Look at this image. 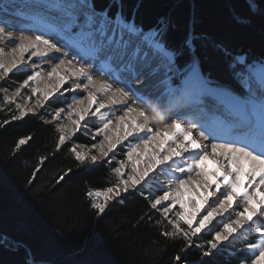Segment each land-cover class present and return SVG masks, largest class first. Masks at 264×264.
I'll return each instance as SVG.
<instances>
[{
	"label": "trees",
	"instance_id": "trees-1",
	"mask_svg": "<svg viewBox=\"0 0 264 264\" xmlns=\"http://www.w3.org/2000/svg\"><path fill=\"white\" fill-rule=\"evenodd\" d=\"M94 4L110 15L122 5L124 15L146 30L163 26L170 50H182L177 68L190 70L191 58L210 84L237 94H247L242 85L247 69L264 62V0ZM13 115H19L16 103L0 96V264H239L247 257L244 247L203 255L210 234L191 247L181 237H165L171 226L144 191L123 193L103 213L94 209L88 191L112 187L114 170L77 161L69 141L57 148L56 123L30 114L13 120ZM25 137L31 139L16 148Z\"/></svg>",
	"mask_w": 264,
	"mask_h": 264
},
{
	"label": "snow or ice",
	"instance_id": "snow-or-ice-1",
	"mask_svg": "<svg viewBox=\"0 0 264 264\" xmlns=\"http://www.w3.org/2000/svg\"><path fill=\"white\" fill-rule=\"evenodd\" d=\"M0 11H4L0 8ZM65 16L67 19L62 24V32L64 39L69 41L79 51L81 59L94 64L96 61L112 68L107 74L112 79L97 81L90 74L89 69L81 64L78 68L73 65L76 59H60L58 64L51 67L47 74V79L52 80L54 76L58 77V84L55 85L54 91H59L60 87L65 84V77L58 75V69L65 68L71 72V75L76 79L74 88H80L82 85L79 82L82 78L86 80L83 84V89L87 96L81 100H75L74 107L69 105L67 109V122L60 123L61 114L65 109H59L55 112L53 120L57 121V132L59 138L57 148L70 139V135L75 134L79 130L81 121H85L86 116L91 113L92 116L104 122L103 127L97 131V135L105 134L110 130L112 121L105 122L106 112L102 109H108L112 106H121L122 115L117 117L118 125L115 139L108 135H104V140L98 147L100 157H107L113 149L116 148L123 140L133 136L134 133H144V138L140 139V143L148 145L161 137L159 141V152L163 153L161 158H155L147 151L144 155L152 161L151 164L145 166L141 172H136V166L133 165V172L127 174V179L124 178L125 161H121L120 165L114 168L116 174V183L112 187H106L103 190H90L87 195L94 199L92 207L103 213L108 202L116 197H120L122 193L128 192L129 189L136 188L137 185L146 182L150 172L165 164L176 163L177 160L183 159L185 154H188L191 163H186L183 166L177 164V171L181 174H186L187 179L175 177L168 181V188L163 191L162 195H158L152 199L151 207L158 209L162 206V215L167 220V224L171 226V230H165L162 234L165 237H181L185 242V247H191L194 243L193 238L199 237V234L208 229L217 216H223L228 212L234 204L238 205L240 200L243 201V209L235 212V218H229L212 234L211 239L207 240V249L203 255L210 256L224 242H228L230 238H235L239 233L254 232L258 234L259 239L256 242L247 244V249L253 253L251 257H243L239 264H264V221L260 218L264 217V62L261 64L260 70V107H261V126L258 135H250L241 146H237L234 142L223 144L212 143L211 153L213 156H223L227 161L222 167L225 169L222 174V180L226 185L225 191H221L219 181L208 182V174L202 169L201 165L208 159V145L203 144L200 140H207L209 136L205 135L204 131L199 132L200 140L193 136L191 128L182 127L181 123L173 121L166 123L163 128L154 129L152 124L156 121L155 114L149 115L143 108L135 107V100L132 97L136 96V91L133 90L131 83H125L119 76H113L114 71L120 72H135L136 79L145 67H166L169 71L172 70L176 59L182 55V50L176 48L170 50L167 43V31L163 26H157L145 29L138 24L134 17H127L122 11V5L114 14H109L107 10L98 11L95 7L94 0H74L66 5ZM0 24L9 26L7 21L0 20ZM5 36L12 40V33H5V27H0V39ZM15 43V41H13ZM61 52V48L51 39H46L43 33L33 36L19 37V43H15V47L10 52H5L4 48H0V79L7 76L13 69H21L25 63V53H28V60L32 57H48L49 52ZM186 51V49L184 50ZM17 54L19 56L17 57ZM66 55V54H65ZM238 62L244 63L243 58L238 57ZM190 64V72L188 74L187 83L199 85L201 90L207 89L209 82L205 80L198 71L197 62L191 58L187 61ZM114 66V67H112ZM252 67H255L253 65ZM44 80L40 72H33L27 76L20 88H16L12 96L5 95L4 100L12 104L14 97L21 95V88L29 86L30 82L38 84ZM121 84L123 86H116ZM7 92V89H4ZM252 93V89H249ZM32 95L43 96L47 100L53 91H46L38 86L31 87ZM253 96L255 93H252ZM103 97V99H98ZM32 96L24 97L26 100H31ZM139 100L141 97L136 96ZM132 101L129 103V101ZM42 106V105H41ZM19 115H13V120L21 119L32 112L33 108H25L21 104H16ZM128 120V124L125 121ZM7 123V121H5ZM124 130L121 134L120 127ZM71 127V131H67ZM194 127V126H193ZM211 135V133H209ZM31 137H25L18 140L16 148L24 145ZM167 145V146H165ZM138 145H132L127 153L128 160L132 158L133 151ZM76 157V160L85 163L91 161L96 163L99 157L89 155L86 152L79 151L76 147L70 149ZM43 162V158L41 163ZM218 172V170H217ZM195 173L199 177L204 178L207 187H211L215 183V191L210 195H215V192H220V196L216 197L205 214L197 219L201 208L194 201H190L194 211L187 213L183 211L184 203L180 196V189L186 184L195 183L192 179V174ZM230 177H232L230 179ZM242 177L244 179H242ZM61 180L64 176L60 177ZM242 185H246L243 191H239ZM251 188L250 192L248 189ZM103 198L102 202L99 198ZM205 197V203H207ZM165 202H170L165 204ZM174 205H180L181 210L175 212L174 218L168 219V213L173 210ZM195 225V226H194ZM186 226V227H185ZM174 259L179 262L180 255H176Z\"/></svg>",
	"mask_w": 264,
	"mask_h": 264
},
{
	"label": "bare ground",
	"instance_id": "bare-ground-1",
	"mask_svg": "<svg viewBox=\"0 0 264 264\" xmlns=\"http://www.w3.org/2000/svg\"><path fill=\"white\" fill-rule=\"evenodd\" d=\"M22 1V0H21ZM27 1V0H26ZM41 0L38 5H48L52 6V3L57 4L59 3L58 0ZM71 2V0H68V3ZM15 3V2H14ZM17 3V2H16ZM15 3V4H16ZM67 3V4H68ZM65 4V5H67ZM64 5V3L62 4ZM4 6L8 9V6L6 2H4ZM15 10V9H14ZM11 10V13L0 11V20L7 21L9 26H5L4 24H0V27H5V33L11 32L12 33V40H9L7 36H5L3 39H0V48H4L5 52H10L11 49L9 47H15V43H19V37L21 34L25 36H33L43 33L45 35L46 39L53 40L54 43L57 44V47L61 48V52H49L48 57L40 58V57H32L30 60V63L37 64V66L33 69L35 72H40L41 75L44 77V81L50 82L52 84V87L55 88V85L58 84V77L54 76L51 81L47 79V74L51 70V67L53 66L51 61L55 62L56 64L59 63L60 59H72L73 56L76 57V59L73 61V65L75 67H79L81 64H84L85 67L89 69L90 74L93 76V78L97 81L101 80H108L109 82H112V79L107 74L109 71L112 70L107 65L102 64L99 61H96L94 64L87 62L85 59H81L80 55H77L78 49L74 47L69 41L65 40L64 33L60 30L58 31L56 28H54V31H49L45 29L44 27L25 23V19L20 15H17V11ZM33 10V9H32ZM27 11V10H26ZM1 14H5L2 15ZM36 18H39V16H36ZM15 21V22H14ZM23 23V24H22ZM15 41V43H13ZM66 54V55H65ZM19 54H17V57ZM28 53H25V59H27ZM175 66V64H174ZM114 67V66H112ZM173 69L171 71L168 70L166 67H145L142 72L139 75V79H136V73L135 72H120V71H114L113 76H119L121 80H124L125 83H131L133 86V90L136 91V96L141 97V99L137 100L136 96L132 97V100H135V107L137 108H143L145 109L149 115L155 114L157 116L156 121L153 122L152 127L154 129L157 128H163V125L166 123H172L173 120L168 118V112L174 111L180 107V103L175 99L172 98L173 95L178 94L180 90L186 89L190 87L191 89L193 87H199L197 84H185L184 86H173L172 81L174 79ZM58 75L65 77V84L63 86H70L72 82H77L76 79L71 75V72L69 70H66L65 68L58 69ZM83 84L86 83V80L83 78L79 81ZM254 82V89L259 92V89L261 87L260 85V79L253 78ZM47 83V84H48ZM46 86V85H45ZM116 86H123L121 84H114V87ZM62 87V86H61ZM79 91L75 93L78 95L80 94L83 96L81 99H84L87 96V93L84 91L83 86L82 89H77ZM217 92L215 96H211L208 98L207 102L196 104V114H193L194 116L192 118H189L184 124H181L182 127L185 128H191L193 136L200 140L199 132L204 131L206 136H209L207 140H200L203 144L208 145V159L204 161V163L201 165L202 169L208 174V182L213 181H219L221 186V191H225L226 185L222 180V174L224 172V168L222 167L223 164H226L227 161L224 159L223 156L219 155L220 150H217V155L213 156L211 153V144L212 143H218L223 144L227 142H234L237 146H241L243 143H240L236 141L232 134L236 132L235 129L242 126V131H247V125L249 122L255 123V125L261 124V120L255 116H252V118L249 120L246 115V111H249V108H241L236 105L235 98L233 97V94L229 93L228 91H222ZM231 96V97H229ZM220 97H223V99H220ZM227 97V98H226ZM98 99H103V97H98ZM132 101L130 100L129 103ZM214 104L217 107L218 114H222L221 116H225L224 121H219L216 118L213 119L214 122L218 125V130L216 134L225 133L227 134L222 140L217 141L214 137L213 133H211V130L205 129L202 127V124L199 123L198 115L204 116L208 119H211L213 116L211 114L210 105ZM210 106V107H209ZM80 107V106H79ZM215 111L216 108L214 107ZM246 109V111H245ZM107 110L110 111V113L107 112ZM101 111L106 112V118L105 122L112 121V130L110 129V134L108 136L115 139L116 131H117V114L122 113V107L121 106H112L108 109H102ZM198 111H200L199 114ZM216 112V113H217ZM254 115V114H252ZM89 117V116H86ZM220 118V117H219ZM98 120L102 122L98 116H91L85 119L83 122L84 124L90 125V120ZM247 124H246V123ZM104 123V122H103ZM125 124H128V120L125 121ZM92 125V124H91ZM194 126V127H193ZM254 124L252 125V127ZM232 129L234 131L232 132ZM123 126L120 127L121 134L123 133ZM232 132V133H231ZM260 132V129L255 133V135H258ZM211 133V135H209ZM100 138H104V135H99ZM141 138H144V133H134L133 136L128 137L127 141L130 140H137L138 145L135 148L134 151V163L136 165V169L138 172H141L144 170L145 166L148 164H151L152 161L148 158V156H145L144 153L147 151L149 155L155 157V158H161L163 153H160L159 156L157 153L159 152V141L161 137H157L155 141L152 143H149L148 145L141 144L139 141ZM167 146V145H165ZM186 159V160H185ZM149 160V161H148ZM186 163H191V160L188 156V154H185V157L183 159L177 160L176 163L165 164L159 168H156L153 172H150V179L151 178H157V176L160 174L161 171H164L163 173L166 174V179L164 180V183L167 184V187L160 192H163L168 188V181L174 179L175 177H179L181 179H187L186 174H181L176 169L173 171H166V168L168 166H177L179 164L180 166L185 165ZM176 168V167H175ZM218 170V172H217ZM232 177H230L231 179ZM192 179L195 181V183H191V185L194 187L195 192H193L188 184L184 186V188L180 189V195L182 196H188V195H195L197 203L201 207L203 213H205V210L209 208V206L216 201V197L220 196V192H215V195H210L215 191V183H212L211 187H207L204 178L197 176L195 173L192 174ZM242 179H244L242 177ZM246 185H242L239 191H243V188ZM250 192L252 191L251 188L248 189ZM261 191H264V187L261 188ZM195 193V194H194ZM205 197H207V203H205ZM243 209V201L240 200L237 204H234L232 208L228 210V212L224 213L223 216H217L216 218H219L222 220V223L226 222L230 217L235 218V212L241 211ZM259 239V236H250V241Z\"/></svg>",
	"mask_w": 264,
	"mask_h": 264
},
{
	"label": "rangeland",
	"instance_id": "rangeland-1",
	"mask_svg": "<svg viewBox=\"0 0 264 264\" xmlns=\"http://www.w3.org/2000/svg\"><path fill=\"white\" fill-rule=\"evenodd\" d=\"M64 2L68 3V0H63ZM4 2H6L8 6V10L11 12V9H19L21 8L22 10L28 12V13H35L37 11H42L46 12L51 15L52 13L50 9L43 8L41 5H38L40 2H37L36 0H0V8L4 9V12H8L6 7L4 6ZM16 4H15V3ZM71 2H74V0H71ZM65 5V3H64ZM66 6V5H65ZM33 9V10H32ZM9 13V12H8ZM5 15V14H1ZM1 19V17H0ZM15 22V21H14ZM60 31V30H59ZM62 31V30H61ZM12 49L13 47H9ZM52 65H55L56 63L51 61ZM37 66V64H32L30 63V60L25 59L24 66L17 70L13 69L12 72H10L7 76L4 78L0 79V96H12L16 88H20L21 85L23 84V81L18 80L16 78L17 75H23L24 78L27 79V76L32 75L33 69ZM173 74L172 76L178 78L181 74V71L177 69L175 66H173ZM260 70L261 67L259 65H256L255 67L249 69L248 74L244 77L242 84H244L245 87L249 89H252V93L257 94L258 91L254 89V82L253 78L259 77L260 76ZM258 75V76H257ZM260 79V78H259ZM66 81V80H65ZM42 80L38 84H33L30 82L29 86L21 88V95L20 96H15L14 101L16 104H21L25 108H33L32 112H28L27 114L36 116L48 123H57V121L53 120V116L55 115V112L59 109H65V112L61 114V120L60 123H66L67 122V109L69 105H73L74 107H79V105H74L75 100H81L83 96L80 94H76V92L79 91L77 89H82L83 83H81L80 88H74L75 83L77 82H72L70 86H62L60 87L59 91H54V87H52V84L49 82ZM187 84L186 81H184V86ZM46 85V86H45ZM33 86H38L42 89H45L46 91H53V95H51L47 100H44L43 96L39 95H32L31 93V87ZM181 87V85H179ZM4 89H7V92H4ZM252 93L249 92V95H253ZM32 96L31 100H26L24 97L27 96ZM57 103L61 105V107L58 108ZM42 105V106H41ZM212 110V108H211ZM108 113H110L109 110H107ZM121 114L118 113L117 117H119ZM89 117H91V113L88 114ZM89 117H86L89 119ZM85 118V119H86ZM84 121H81V124L79 126V130L75 132V134L70 135V139L66 140L69 141V145L72 147H76L79 151L86 152L89 155H96L99 157L97 162L95 164L98 165H104L109 169L114 170L115 167L120 165L121 161H125V167L123 168V172L125 173L124 178L127 179V174L133 172V165L134 163V151L132 154V158L129 161L127 153L132 145L137 144V140H130V141H121L119 144H117L116 148L113 149L112 152L109 153L107 157H100V152L98 147H93V145H100L101 142L104 140V138H100L99 135H97V131L103 127V122H100L98 120L91 119L90 120V125L89 124H84ZM92 124V125H91ZM59 126V125H58ZM112 130V128H110ZM67 131H71V127L67 129ZM110 130H108L105 134L108 135ZM103 134V135H105ZM80 139H86L88 142L86 144L81 143ZM65 141V143H66ZM62 144L61 146L65 145ZM186 160V159H185ZM149 161V160H148ZM136 166V165H135ZM176 167V168H175ZM174 169L177 170V166H168L166 168V171H173ZM136 172H138L137 169H135ZM164 171H161L160 174L157 176V178H151L150 175L149 178H147L146 182H142V184L137 185L136 188L129 189V191H134V192H145L148 193L150 196V200L152 202V199L155 198L158 195H162L163 192H160L161 190L165 189L167 187V184L164 183V180L166 179V174L163 173ZM186 179V178H185ZM193 192H195L194 187L191 185V183L188 184ZM195 194V193H194ZM123 193L121 194L120 197H116L112 200H110L108 203H114L115 201H118L122 197ZM181 196V199L184 203V208L182 209L183 211L187 213H192L194 211L192 204L190 201H194L197 206L199 204L197 203L195 195H188V196ZM170 203V202H165V204ZM200 207V206H199ZM201 208V207H200ZM158 209L162 212V206H158ZM180 209V205H174L173 210L168 213L169 216L174 218L175 212ZM202 209L200 213L197 215V219H199L200 216L204 215ZM262 221H264V217L260 218ZM222 220L219 218H216L211 225H209V229H211V233L209 232L208 229L203 230L200 234L199 237H194L193 240L194 242L199 245L203 240H205L207 237L206 235L214 234L216 230L222 227ZM195 226V225H194ZM186 227V226H185ZM256 236L258 234L251 232V233H244L243 235L237 234L235 238H230L228 242H224L220 245V247L217 250H223V249H229L233 248L234 250L240 249L241 247H244V251L247 254V257H251L253 253H251L247 249V244L251 242H256L257 240L255 239L254 241H250V236L252 237ZM211 239V238H210Z\"/></svg>",
	"mask_w": 264,
	"mask_h": 264
}]
</instances>
